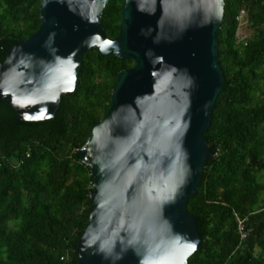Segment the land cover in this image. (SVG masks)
<instances>
[{
	"label": "water",
	"instance_id": "95a60500",
	"mask_svg": "<svg viewBox=\"0 0 264 264\" xmlns=\"http://www.w3.org/2000/svg\"><path fill=\"white\" fill-rule=\"evenodd\" d=\"M108 1L40 0L38 30L0 65V98L17 121H44L75 90L86 51L133 60L117 74L110 107L79 151L94 189L77 264H141L149 256L187 264L193 252L185 254L184 244L197 248L200 239L186 205L210 157L203 135L224 87L217 40L224 0H123L114 40L102 23ZM106 41L113 43L102 51ZM41 109L43 119L23 118Z\"/></svg>",
	"mask_w": 264,
	"mask_h": 264
},
{
	"label": "trees",
	"instance_id": "16d2710c",
	"mask_svg": "<svg viewBox=\"0 0 264 264\" xmlns=\"http://www.w3.org/2000/svg\"><path fill=\"white\" fill-rule=\"evenodd\" d=\"M39 5L0 0V65L38 30ZM122 5L109 0L102 12L111 40ZM240 11L245 24L237 37ZM217 40L224 87L203 135L210 157L186 205L200 239L187 264H264V0H224ZM133 65L89 49L75 90L44 121H17L0 98V264H63L61 257L77 264L94 189L79 151L110 107L117 74Z\"/></svg>",
	"mask_w": 264,
	"mask_h": 264
},
{
	"label": "clouds",
	"instance_id": "9594fccd",
	"mask_svg": "<svg viewBox=\"0 0 264 264\" xmlns=\"http://www.w3.org/2000/svg\"><path fill=\"white\" fill-rule=\"evenodd\" d=\"M93 20H95V17H93ZM100 40V37L99 36H95L93 38V43H98ZM112 41H106L104 43H101L99 46L101 48L102 51H105L107 49L108 46L112 45ZM69 65H70V68H75L76 65L75 64H72L71 63V60H69ZM71 77H74L72 72H71ZM71 77H69L68 79V84L69 85H72L73 81L71 79ZM75 78V77H74ZM66 91H72L73 88L72 87H69L67 89H65ZM51 99L55 100L56 97H52ZM14 104L16 105H27V104H31V103H35V101L33 100H28V99H14L13 101ZM44 113H45V110L44 109H41L40 111V114L39 115H35V116H29L27 114L24 115V119L25 120H41L44 118ZM50 118V117H49ZM84 148V147H83ZM82 148V149H83ZM81 150V149H80ZM85 164V163H84ZM177 243H179V241H177ZM183 250L184 252L186 253H191V252H194L196 250V245L195 243H187V244H184L183 246ZM141 264H174V258L173 257H170V256H163V257H158V258H154L152 256H149V257H146L145 259H143L141 261ZM179 264H186L185 260L184 259H181L179 261Z\"/></svg>",
	"mask_w": 264,
	"mask_h": 264
},
{
	"label": "built area",
	"instance_id": "2783aa9c",
	"mask_svg": "<svg viewBox=\"0 0 264 264\" xmlns=\"http://www.w3.org/2000/svg\"><path fill=\"white\" fill-rule=\"evenodd\" d=\"M236 21L238 23L237 37H239V35L241 33V27L245 24L244 11H240L239 16L236 18ZM238 232L240 234L241 240L246 239V236H247L248 232L245 231L244 222L243 221L239 222ZM60 260L62 261L63 264H69V261H68L67 257H61Z\"/></svg>",
	"mask_w": 264,
	"mask_h": 264
},
{
	"label": "snow or ice",
	"instance_id": "6c2138e0",
	"mask_svg": "<svg viewBox=\"0 0 264 264\" xmlns=\"http://www.w3.org/2000/svg\"><path fill=\"white\" fill-rule=\"evenodd\" d=\"M65 75L71 77V70L70 69L66 70L65 71ZM71 79H72V81H74L75 78L74 77H71ZM66 83H68V80L66 81ZM184 253L187 254L186 252H184Z\"/></svg>",
	"mask_w": 264,
	"mask_h": 264
}]
</instances>
